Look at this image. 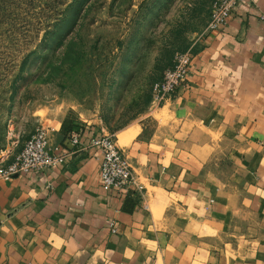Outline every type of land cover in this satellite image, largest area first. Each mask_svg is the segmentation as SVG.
Masks as SVG:
<instances>
[{
    "label": "crops",
    "instance_id": "1",
    "mask_svg": "<svg viewBox=\"0 0 264 264\" xmlns=\"http://www.w3.org/2000/svg\"><path fill=\"white\" fill-rule=\"evenodd\" d=\"M262 16L264 0H244L195 45L187 84L162 107L169 126L120 132L130 189L106 190L101 153L84 148L108 135L99 121L51 134L69 166L0 180V264H264ZM23 146L0 145V166Z\"/></svg>",
    "mask_w": 264,
    "mask_h": 264
},
{
    "label": "rangeland",
    "instance_id": "2",
    "mask_svg": "<svg viewBox=\"0 0 264 264\" xmlns=\"http://www.w3.org/2000/svg\"><path fill=\"white\" fill-rule=\"evenodd\" d=\"M212 1L0 0V145L99 121L119 147L129 126H169L152 85L205 36Z\"/></svg>",
    "mask_w": 264,
    "mask_h": 264
},
{
    "label": "built area",
    "instance_id": "3",
    "mask_svg": "<svg viewBox=\"0 0 264 264\" xmlns=\"http://www.w3.org/2000/svg\"><path fill=\"white\" fill-rule=\"evenodd\" d=\"M244 0H213L210 6L207 25L208 33L224 29L235 9ZM264 20V16H262ZM193 52L176 53L172 65L167 67L161 77L152 85V102L157 107L172 100L185 87L192 70ZM84 127L70 133L69 142L74 147L81 146ZM84 148L97 149L101 153L100 179L106 190L126 191L134 185V172L122 150L116 144L115 136L101 135ZM73 151H59L53 147L51 134L45 128L36 130L24 144L22 150L9 164L0 166V180L10 181L32 172H42L53 168H65L72 163ZM113 234L117 233L114 222L110 223Z\"/></svg>",
    "mask_w": 264,
    "mask_h": 264
},
{
    "label": "trees",
    "instance_id": "4",
    "mask_svg": "<svg viewBox=\"0 0 264 264\" xmlns=\"http://www.w3.org/2000/svg\"><path fill=\"white\" fill-rule=\"evenodd\" d=\"M171 65H172V64H171ZM171 65H170V66H171ZM170 66H169V67H170ZM156 81H157V80H156ZM70 130H71V128H70L68 131H65V130H64V132H66V133H67V132H69Z\"/></svg>",
    "mask_w": 264,
    "mask_h": 264
}]
</instances>
